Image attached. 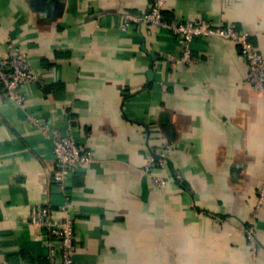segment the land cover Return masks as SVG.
I'll return each mask as SVG.
<instances>
[{
  "label": "crops",
  "instance_id": "obj_1",
  "mask_svg": "<svg viewBox=\"0 0 264 264\" xmlns=\"http://www.w3.org/2000/svg\"><path fill=\"white\" fill-rule=\"evenodd\" d=\"M151 3L0 0V55L14 44L40 78L24 107L0 105V264H47L32 208L58 212L67 199L76 264H264V94L230 41L196 38L191 64H177L182 40L169 30H122ZM164 15L234 23L264 56V0H169ZM53 132L93 153L67 188L51 180ZM164 141L160 187L144 169Z\"/></svg>",
  "mask_w": 264,
  "mask_h": 264
},
{
  "label": "built area",
  "instance_id": "obj_2",
  "mask_svg": "<svg viewBox=\"0 0 264 264\" xmlns=\"http://www.w3.org/2000/svg\"><path fill=\"white\" fill-rule=\"evenodd\" d=\"M169 0H152L149 10L141 15L128 14L125 16L122 30H127L131 22H145L151 27L164 28L181 38L183 56L176 60L177 64H191V44L196 38H220L230 41L239 47L241 55L246 59L249 67L247 81L253 89L264 94V56L252 41V34L239 31L234 23L215 25L210 22L174 21L169 22L164 15ZM39 77L32 71L28 55L14 44H8L7 55H0V105L3 102L13 103L24 107L26 97L22 93L29 83L39 82ZM44 130H48L41 120L31 118ZM53 154L55 169L51 180L61 188H67L71 173L74 169L88 165L94 160L91 150L82 148L72 135L53 132ZM171 146L164 141L158 145L145 166V173L153 177L154 183L160 187L167 186L164 178L155 173L167 166V159ZM264 205V182L259 189L258 207ZM61 214L59 216L58 214ZM30 226L42 231V238L47 249V264H76L74 254L75 221L70 212L68 199L59 207L58 212L52 210L48 201L43 205L32 208ZM257 226H250L245 230L254 256L259 257L260 244Z\"/></svg>",
  "mask_w": 264,
  "mask_h": 264
}]
</instances>
